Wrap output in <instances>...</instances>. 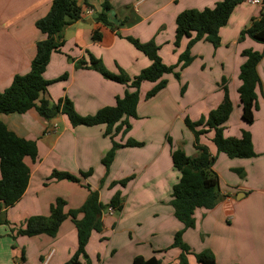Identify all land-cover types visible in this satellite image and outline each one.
I'll use <instances>...</instances> for the list:
<instances>
[{
  "label": "crops",
  "instance_id": "0c3cea01",
  "mask_svg": "<svg viewBox=\"0 0 264 264\" xmlns=\"http://www.w3.org/2000/svg\"><path fill=\"white\" fill-rule=\"evenodd\" d=\"M52 1L0 0V92L9 87L14 76L29 71L36 45L44 39L35 24L47 15ZM218 1L76 0L83 13L86 8L93 13H82L79 20L62 31L64 45L60 53L51 55L43 78L54 83L66 75V80L62 85L48 86L43 98L50 103L67 98L81 117L113 106L115 99L124 95L126 86L106 80L93 70L76 69V62L88 61L90 53L102 61L107 71L117 74L118 66L133 78L151 62L124 39L132 37L141 43L153 41L159 47L162 62L174 65L187 42L182 40L178 48L173 45L177 15L185 10L212 8ZM104 3L110 6L105 14L112 29L96 20ZM259 11L246 1L237 5L219 30L218 48L196 43L191 48L192 63L179 73V79L164 75L165 88L151 99L146 100L145 95L156 83L141 84L137 118H129V129L114 141L124 144L133 140L143 146L118 149L107 172L101 160L110 150L111 140L104 136V125L72 127L62 114L47 120L34 109L24 114H0V122L7 129L35 142L37 147L36 159H25L30 174L23 196L12 207H0V264L69 263L77 250L76 231L70 218L63 221L54 238L14 234L26 219L48 216L50 205L57 198L65 202V212L79 209L89 190L98 194L103 205L119 193L122 207L116 213L114 209L110 214L102 213V231L92 232L85 247L86 264H132L137 256H154L162 264H179L180 250L170 248L174 234L183 227L169 204L172 187L179 177L172 166L171 149L180 148L190 157L196 155L193 134L184 120L194 123L215 109L221 103L224 86L230 91L231 104L237 106V116L241 114L237 89L244 58L239 55L245 49L262 52L263 46L248 38L239 45L238 36ZM96 29L101 35L98 42L92 40ZM263 64L264 57L257 66L259 78ZM222 79L228 81L220 85ZM182 87L185 88L181 94ZM258 92L264 99V81L256 95ZM259 102L251 125L240 118L232 129L228 120L223 131L225 137L236 138L242 130L248 131L256 157L229 159L217 154L215 147L200 137V143L216 156L212 169L219 179L220 199L211 210L195 211V227L186 230L182 240L193 254L210 251L216 264H264V101ZM168 137L172 147L167 143ZM207 137L209 142L210 136ZM52 170L70 173L79 181L44 185ZM235 170H240L241 176ZM86 172L91 174L81 177ZM127 178L130 180L125 186H110ZM223 223L232 226L231 236L217 238L216 232L222 230ZM249 234L252 236L248 237ZM105 237L107 243L98 244ZM122 249L128 250L123 262L118 258ZM185 259L187 264H197L192 254ZM82 261L81 256L77 258V264H83Z\"/></svg>",
  "mask_w": 264,
  "mask_h": 264
},
{
  "label": "trees",
  "instance_id": "16d2710c",
  "mask_svg": "<svg viewBox=\"0 0 264 264\" xmlns=\"http://www.w3.org/2000/svg\"><path fill=\"white\" fill-rule=\"evenodd\" d=\"M245 1L247 0H220L212 8L190 9L178 14L175 19L173 45L178 48L182 40L187 42L174 65H165L162 62L159 47L153 41L141 43L132 37H125L124 39L151 62L149 67L143 69L133 78H130L118 66L117 74L107 71L101 60L88 53V61H77L75 64L76 69L93 70L104 79L124 85L127 89L122 97L115 99L113 106L103 107L94 115L81 117L76 114L72 103L67 98L60 99L56 103H50L43 98V95L47 93L48 86L53 83L45 80L43 74L51 55L60 53V49L64 45L61 33L67 26L79 20L83 13L76 0H53L47 15L35 24L44 39L36 45V54L31 61L29 71L24 75L14 76L9 87L0 92V114H24L34 109L39 116L47 120L62 114L68 119L72 127L104 125V136L109 137L111 140V148L101 160V164L107 172L118 149L143 146V143L133 140H127L124 144L114 141L118 134H124L129 129L130 125L127 120L137 118L136 108L141 84L144 82L156 83L145 95V99L148 100L165 88L167 83L162 79L164 75L173 74L175 79H179V73L193 61L191 48L198 42L209 43L213 47H217L220 42V28L227 24L234 8ZM109 10L108 3H104L102 12L99 13L96 20L112 29L113 25L107 21L105 14ZM245 36L263 46L262 52L251 49H245L241 52L244 62L239 68L238 80L240 85L237 94L241 108V119L245 124L251 125L254 120V111L257 108L256 90L261 87L257 66L264 56V5L260 8L258 16L250 20L249 26L241 30L238 42L242 41ZM100 38L99 31L94 30L92 40L98 42ZM65 78L66 75H62L58 80ZM221 83L224 85L225 80L222 79ZM184 88L182 87L181 94ZM231 111L232 104L224 86L222 101L214 110H211L206 116L201 117L194 123L188 119L184 120L185 126L193 134V147L196 155L190 157L180 148L171 149L172 166L179 177L177 183L172 187L169 204L173 209L174 218L183 227L174 234L170 248L180 250L179 264H187L185 258L191 254L197 264H216L210 251L204 250L198 254H193L182 240L183 233L195 227V211L197 209L211 210L220 199L219 179L212 169L216 156L209 152L207 146L200 143V137L212 131L211 142L216 153L224 154L229 159L256 157L251 134L248 131L242 130L237 138L224 136L223 131ZM167 143L172 147L169 137ZM27 157L33 161L36 159L37 147L35 142L18 137L0 122V207L1 205L4 208L12 207L23 196L30 174V170L25 163ZM235 172L241 176L240 170H235ZM90 174L91 172L81 173V177L84 178ZM62 180L74 183L79 181L77 177L70 173L52 170L45 179L44 185ZM129 180L127 178L113 182L110 186H125ZM65 205L62 199L57 198L50 205L48 216H33L26 219L24 226L18 228L14 235L26 237L44 235L54 238L63 221L70 218L77 237V250L70 262L77 264V258L85 255V247L91 233L101 231V217L104 210L111 207L116 211H120L122 205L119 193H115L110 202L103 205L99 202L98 194L90 190L85 202L79 209L65 212ZM79 215H81V218H78ZM70 262L67 264H70ZM132 264L162 263L154 256L148 259L137 256L133 259Z\"/></svg>",
  "mask_w": 264,
  "mask_h": 264
},
{
  "label": "rangeland",
  "instance_id": "374dc122",
  "mask_svg": "<svg viewBox=\"0 0 264 264\" xmlns=\"http://www.w3.org/2000/svg\"><path fill=\"white\" fill-rule=\"evenodd\" d=\"M243 30V29H242ZM239 35H240V33H239ZM246 38H248V40L249 41H253V40H251L249 37H247V36H245L244 37V39L242 40V41H240L239 42V45H241L243 42H245V41H247V39ZM238 39H239V36H238ZM254 43H256L255 41H254ZM259 44V43H258ZM217 48H218V46H217ZM228 49V48H227ZM241 56V54L239 55V57ZM264 57V56H263ZM263 57H262V59H263ZM242 58V57H241ZM218 58L216 57V60H217ZM261 59V60H262ZM219 69V72H222V68L220 67V68H218ZM217 71V70H216ZM173 75V74H172ZM162 79H164V77H162ZM65 80L66 79H62V80H57V81H55L54 83L55 84H59V83H61L60 85H62L64 82H65ZM165 80V79H164ZM228 81V79H226L225 80V82H227ZM260 81H262V83H263V81H264V64H263V66H262V71H261V78H260ZM63 82V83H62ZM222 82V80H220V85L222 84L221 83ZM53 83V84H54ZM156 85V84H155ZM226 87V91H227V93H228V95H229V93H230V91H229V89L227 88V86H225ZM229 87V86H228ZM222 91V90H221ZM231 96V95H230ZM222 98H223V94H222ZM222 101V100H221ZM257 101H258V104H257V109H258V105H259V103H260V105H261V102H259V101H264V99L262 98V96H261V94L258 92L257 93ZM231 102V101H230ZM239 104V103H238ZM214 110V109H213ZM236 111H237V106L235 105V103L234 104H232V111H231V115H230V118H229V124L228 125H230V127L233 129V128H235V125L237 124V122H239V119L241 118V114L239 113V115L237 116V113H236ZM237 117H238V119H237ZM206 136V137H205ZM207 136H210V139H209V142H208V138L209 137H207ZM202 137H204L205 138V140L207 141V143L209 144V145H213L212 144V142H211V139H212V137H213V132L212 131H209V132H207L206 134H204V135H202ZM202 144V143H201ZM214 146V145H213ZM227 159V158H226ZM218 168V167H217ZM230 180V179H229ZM220 184H221V186H223V187H225V184H224V182H223V180H221L220 181ZM114 196V195H113ZM104 212L106 213L107 212V208L104 210ZM117 211H116V209L114 210V213H116ZM235 226V225H234ZM233 226V231H236L237 229L235 228ZM231 228H232V226H229V224H227V223H223V228H222V230H218L217 232H216V237L217 238H224V237H228L229 236V234H230V236H231ZM101 231H102V229H101ZM100 231V232H101ZM259 231V230H258ZM100 232H98V233H100ZM239 234H242L241 236H243V233L242 232H240ZM252 235L251 234H249L248 235V237H251ZM107 240H108V237H105L104 239H99V241H97L98 242V244H103V245H105L106 243H107ZM199 241H200V239H199ZM97 244V243H96ZM249 250H250V248H249ZM127 249H122V250H120L119 251V256H118V258H120V260L123 262V261H125L126 260V257H127V255H126V253H127ZM181 253V252H180ZM180 256V255H179ZM86 258H87V254L85 253V255L84 256H81V259L83 260L81 263H83V264H86L88 261L86 260ZM116 260H118V259H116ZM178 260H179V258H178ZM73 262H70V264H72Z\"/></svg>",
  "mask_w": 264,
  "mask_h": 264
},
{
  "label": "built area",
  "instance_id": "2783aa9c",
  "mask_svg": "<svg viewBox=\"0 0 264 264\" xmlns=\"http://www.w3.org/2000/svg\"><path fill=\"white\" fill-rule=\"evenodd\" d=\"M249 5L253 6V7H257V8H262L264 5V0H247L246 1ZM93 11L89 8H86L84 10V15L86 16H90L92 15ZM107 212L110 214L113 212V208L109 207L107 208Z\"/></svg>",
  "mask_w": 264,
  "mask_h": 264
},
{
  "label": "water",
  "instance_id": "95a60500",
  "mask_svg": "<svg viewBox=\"0 0 264 264\" xmlns=\"http://www.w3.org/2000/svg\"><path fill=\"white\" fill-rule=\"evenodd\" d=\"M72 264H75V263H72Z\"/></svg>",
  "mask_w": 264,
  "mask_h": 264
}]
</instances>
